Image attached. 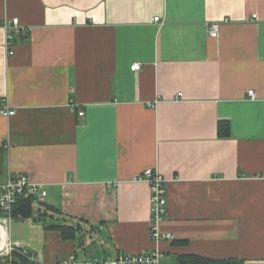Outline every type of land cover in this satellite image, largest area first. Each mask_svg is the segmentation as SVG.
I'll use <instances>...</instances> for the list:
<instances>
[{
  "label": "crops",
  "instance_id": "obj_1",
  "mask_svg": "<svg viewBox=\"0 0 264 264\" xmlns=\"http://www.w3.org/2000/svg\"><path fill=\"white\" fill-rule=\"evenodd\" d=\"M4 107L0 183L47 192L10 227L35 264L155 250L264 264V0H0ZM147 169L166 181L169 241L150 239V189L133 180Z\"/></svg>",
  "mask_w": 264,
  "mask_h": 264
},
{
  "label": "built area",
  "instance_id": "obj_2",
  "mask_svg": "<svg viewBox=\"0 0 264 264\" xmlns=\"http://www.w3.org/2000/svg\"><path fill=\"white\" fill-rule=\"evenodd\" d=\"M153 20L159 21V17H155ZM4 29L6 31L5 47L7 49V55L12 56L14 40L22 35L24 30L19 25L17 18L6 22ZM218 31V23L209 25L208 33L210 37H217ZM130 70L132 72L141 70V64L133 63L130 66ZM247 97L249 99H255L254 92L249 90ZM0 114L4 117H11L15 114V111L4 107L0 109ZM77 114L81 117L84 112L78 109ZM133 180L145 181L150 189V239L155 243L172 240L173 236L170 233H163L160 229V224L167 212L165 179L157 170L147 169L133 177ZM46 196L47 192L44 187L25 174L11 173L4 182L0 183V257H3V260L7 261V264H12L11 259L14 253L24 255L33 261L30 252L21 243L13 241L10 238V227L12 223L16 220L23 219L20 214L16 216L13 214V209L18 198H31V207H40L44 203ZM161 257L162 255L158 250L138 254L120 253L115 258L106 261L105 264H160ZM56 264L76 263L61 260Z\"/></svg>",
  "mask_w": 264,
  "mask_h": 264
},
{
  "label": "trees",
  "instance_id": "obj_3",
  "mask_svg": "<svg viewBox=\"0 0 264 264\" xmlns=\"http://www.w3.org/2000/svg\"><path fill=\"white\" fill-rule=\"evenodd\" d=\"M218 132L222 137H227L228 135V125L226 123H219ZM32 200L31 198H18L13 214L16 216L20 214L23 218H28L32 216ZM53 229L60 232L62 239L69 240L73 239L76 234V227H67L64 225H53ZM174 245H185V241H175ZM178 262L181 264H246L242 259L229 258V259H210L205 257H200L197 255H181L178 257ZM12 264H35L34 261L30 260L28 257L21 255L19 253H14L11 259ZM0 264H7V261L0 257Z\"/></svg>",
  "mask_w": 264,
  "mask_h": 264
},
{
  "label": "rangeland",
  "instance_id": "obj_4",
  "mask_svg": "<svg viewBox=\"0 0 264 264\" xmlns=\"http://www.w3.org/2000/svg\"><path fill=\"white\" fill-rule=\"evenodd\" d=\"M46 220H47V222H48V219H46ZM96 262L99 263V259H98V258H97Z\"/></svg>",
  "mask_w": 264,
  "mask_h": 264
}]
</instances>
